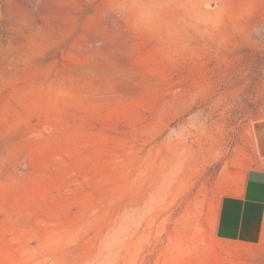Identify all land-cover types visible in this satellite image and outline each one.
Returning <instances> with one entry per match:
<instances>
[{
	"label": "rangeland",
	"instance_id": "rangeland-1",
	"mask_svg": "<svg viewBox=\"0 0 264 264\" xmlns=\"http://www.w3.org/2000/svg\"><path fill=\"white\" fill-rule=\"evenodd\" d=\"M262 120L264 0H0V264H264Z\"/></svg>",
	"mask_w": 264,
	"mask_h": 264
},
{
	"label": "crops",
	"instance_id": "crops-1",
	"mask_svg": "<svg viewBox=\"0 0 264 264\" xmlns=\"http://www.w3.org/2000/svg\"><path fill=\"white\" fill-rule=\"evenodd\" d=\"M255 160L240 184L217 204L219 232L226 240L264 251V120L254 126Z\"/></svg>",
	"mask_w": 264,
	"mask_h": 264
}]
</instances>
